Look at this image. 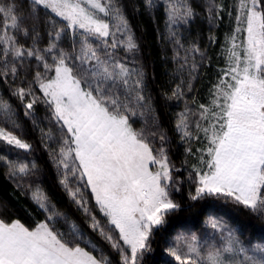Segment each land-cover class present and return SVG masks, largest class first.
Segmentation results:
<instances>
[{"label": "snow or ice", "instance_id": "snow-or-ice-1", "mask_svg": "<svg viewBox=\"0 0 264 264\" xmlns=\"http://www.w3.org/2000/svg\"><path fill=\"white\" fill-rule=\"evenodd\" d=\"M25 3L28 10L22 15ZM147 3L152 6L153 0ZM214 6L218 15L219 5ZM41 8L63 21L53 25L42 50L37 47L40 32L34 24L29 30L26 23ZM236 8L237 27L225 50L227 67L213 86L210 103L192 113L198 116L195 134L187 111L179 114L176 128L182 140L199 139L203 133L207 141L205 148L197 149L200 165L207 170L193 167L195 191L189 193L190 200L230 198L264 213V0H237ZM211 11L210 6V17ZM166 12L173 24L187 23L193 16L191 7H178L172 0H166ZM241 32L246 35L237 43ZM69 33L71 51L60 44ZM21 35L32 39L33 46L25 47L18 39ZM137 47L115 0H0V76L19 78L21 70L27 71L26 61L32 59L42 65L44 71L37 70L27 86L15 88L13 95L24 104L26 116L32 115L38 102L48 106L51 119L61 129L59 150L52 153L57 168L63 169L59 182L88 215V201L73 181L90 189L107 220L106 227L92 215L90 227L120 253L121 264H141L150 250L153 230L181 208L171 197L173 190L180 191V181L172 175L166 137L130 123L137 114L144 117L151 112V104L143 95V73L116 59L114 50L134 53ZM34 86L42 97L35 94ZM26 97L31 99L25 102ZM169 98H183L180 85ZM0 119L15 125L11 105L2 99ZM157 135L160 146L154 149L150 137ZM43 137L51 139V132ZM0 141L16 149H31L5 127H0ZM186 152L191 153V148ZM8 167L9 175L15 177L31 174L36 166L9 163ZM32 199L47 213L46 220L29 229L18 220L0 219V264H110L103 253L97 256L88 250L95 247L91 241L82 246L83 234L75 226L71 240L55 230L60 213L42 190L32 191ZM206 223L219 234L221 243L202 244L195 234L178 235L175 246L166 248L176 264H264V243L245 244L216 218ZM113 230L119 233L118 239Z\"/></svg>", "mask_w": 264, "mask_h": 264}, {"label": "trees", "instance_id": "trees-1", "mask_svg": "<svg viewBox=\"0 0 264 264\" xmlns=\"http://www.w3.org/2000/svg\"><path fill=\"white\" fill-rule=\"evenodd\" d=\"M18 2H22V0H18ZM123 5L131 20H129L130 24L127 22L128 27L138 36L142 55L141 62L144 63L145 70L147 69L146 79H148L149 89H151V96L148 98L149 101L151 100V108L159 122L157 127L161 128L170 138L173 145L172 154L174 153L180 162H182L184 146L182 144L177 145L178 137L172 120L174 109L170 108L169 103L166 99H163L162 94L169 92L168 90H170L171 85L176 81V76L183 74L170 63V57L173 58V53L170 51V44L166 43L167 41L163 38L165 29L161 31L163 28H160V13L157 10L144 8L142 0H125ZM212 5H219L218 19L216 15L217 8L214 6L211 11L212 27L206 21L197 22L194 26L189 24L190 27L187 24L189 33H186V35L190 36L194 31L195 36L197 35L196 40L201 42L199 44L208 45L205 53L208 62L205 61V65H202V70H200L202 78L198 79L197 85L193 88L194 91L192 90L195 98L201 101L205 100L208 86L214 79L213 67H215L220 59L216 43L220 37L221 30L232 24L231 18L227 20L226 15L235 10V0H207L206 6L210 8ZM27 10L28 5L25 3V8L21 14L26 15ZM41 15L38 14L35 19H29L26 23L29 30H31L33 24L35 25L36 30L40 32L39 42L43 44L45 42V45L40 46L46 47L49 39L48 33L53 30V27L50 26L48 18L45 19ZM156 27L158 30L161 29L159 33L162 34V40H158L157 38L159 33ZM132 31H130L131 34H133ZM25 38L26 40L30 39L29 37ZM154 66L156 69H160L161 76L159 77L161 78H157L155 74L156 79L153 77L149 67L153 68ZM163 70L166 72L163 73ZM22 71L25 70H21L20 77L15 80H13L11 75L7 79L0 76V92L1 94L3 93L11 105L12 113L16 114L13 117L15 125L21 126L23 131L18 132L12 128L9 129L19 138L30 144L31 149L26 152L0 141V156L8 159L15 158L20 163H25L24 161H28L29 159L28 156L33 154L34 159H29L28 162L31 165L34 164L36 167L32 174L12 177L9 175L8 164L0 162L1 213L9 219L11 217L18 218L28 226L41 222L44 212L34 203L33 199H31L32 197L26 195L24 188L34 184L47 195L48 200L55 207H60L67 217H65L67 219L65 222L71 220L79 227L81 233L88 236L96 246H104V248L109 250L110 247L106 240L98 232L93 231L89 227L90 222L86 220L81 210L76 208L75 203L69 199L67 192L59 182L61 178L57 175L52 153L57 151V147L55 146L59 145L61 134L58 130V125L51 119L52 114L48 106L42 102H38L33 106L32 115L26 116L24 104L21 103L17 96L13 95L15 88L26 87L31 77L35 74V70L32 67L29 69V72ZM174 75H176L175 78ZM33 91L39 96L38 86H34ZM30 99L31 97H26L25 102ZM0 122H2L1 119ZM2 124L8 125V122L6 124L2 122ZM47 132H51L52 138L45 140L43 133ZM23 158L26 160H23ZM185 191V187H183L181 189L183 205L179 210L174 211L155 232L150 243V250L144 254L141 264H175L166 254V248L171 238L182 232L188 234L197 233L199 235L207 233L209 229L205 223L209 218H216L225 223L229 228L236 231L245 244L248 241H252V243H264V213L253 212L229 199L220 200L219 198L216 199L209 196H205L195 202H188L185 198ZM59 223L61 226L57 227L58 232L70 233L71 229L69 226H66L62 222ZM109 254L114 264H121L116 258V253L114 254L111 250Z\"/></svg>", "mask_w": 264, "mask_h": 264}, {"label": "rangeland", "instance_id": "rangeland-1", "mask_svg": "<svg viewBox=\"0 0 264 264\" xmlns=\"http://www.w3.org/2000/svg\"><path fill=\"white\" fill-rule=\"evenodd\" d=\"M125 2V0H115V5L116 7H118L120 9V12L122 13L123 17L125 18V20L130 24V18H129V14H127L125 6L123 5ZM236 2L237 0H235V10H233L230 14H227V20L229 18H231V26L225 27L224 29L221 30V34L220 37L216 43V49L220 54V59L219 61L216 63L215 67H213L214 70V79L213 81L210 83V85L208 86V92L206 95L205 100L201 101L198 98L196 99L194 96V90L193 88L197 85V81L198 79L200 80L202 77L200 76V70H202V65H205V61L208 62V60H206V48L208 45L206 44H199V42L196 40V36L195 33L193 31L192 34H190V36L186 35V33H189L188 30V25H196L197 22H204L206 21V23L209 22V26L212 27V20L209 13V8L206 6L207 4V0H172V3L176 4L178 7L181 4H186L187 6L191 7L192 11H193V16L190 18V20L187 23H179L174 25L173 23H171L168 20V13L166 12V0H153L152 6H149L147 3V0H142V6H144V8L149 9V10H157L160 13V19H159V24H160V28H163L162 30L158 28L156 30H158L157 32H161L164 29V39L167 41L166 43H169L170 45V51H172L173 53V58L170 57V63L172 64V66H174L175 68H178L183 75L180 76H176L174 75V78L176 76V81L171 85L170 90H168L169 92L167 93H163L162 97L163 99H166V101L169 103V106L171 109L173 110V122H174V127H175V132L177 134L178 137V142L177 145L182 144L183 147V152H182V162H180V160L178 159L177 156H175V154H172V143L170 138L167 136V134L165 132H163V130L159 127H157V124L159 123L157 120V116L155 115L153 109L151 108V112L146 113L144 117H141L139 114H137L136 116L132 117L130 120V123L133 124V127L136 129H140L142 127L149 129L151 131H156L157 133H161L166 137V142L164 144L165 150L167 152L168 158H169V162L170 165L172 166V175L174 178L179 179L180 184L178 185L180 187V191L176 192L175 190L172 191L171 193V197L172 199H174L177 203H179L181 206L183 205V201L181 198V189L183 187H185V192H186V200H188V202H195L189 199V193H194L195 191V185L193 183V179L195 177V172L193 171V167L197 166V167H202V170H207L206 169V165L201 166L200 165V155L201 153L197 151V149H203L205 148L207 141L204 139L203 137V133H200V138L199 139H191L188 140L187 138H185V140L181 139V133L177 130L176 128V123L177 120L179 118V114L183 113V112H188L189 115V121H190V127L192 129L193 134H195V123L194 121H196L198 119V116H194L192 115V113H198L200 111V105H208L210 103L211 100V92L213 90V86L218 82L222 72V69H225L227 67V63H226V49L230 46V42L229 39L233 32L235 31L236 27H237V22H236V15H237V8H236ZM214 7V5L211 6V9ZM217 12V11H216ZM38 14H42L41 16H43L45 19L48 18L47 20L50 23V26L53 27V25H57V27L59 25H61L63 23V21L60 20V18L55 17L54 14L51 13H47L44 9H39V13ZM100 16H103V14H99ZM217 15V13H216ZM48 16V17H47ZM208 16V18H207ZM106 20H109L108 17H104ZM219 18V14L217 15V19ZM210 19V20H209ZM130 20V21H129ZM194 21V22H193ZM110 23H116L115 21H111L109 20ZM188 24V25H187ZM189 25V27H190ZM207 26V25H206ZM208 26V27H209ZM131 27V26H130ZM192 27V26H191ZM114 30V29H113ZM161 30V31H160ZM132 31V30H130ZM185 34H184V33ZM133 34H131L133 36V39L135 41V43L137 44V50L134 51V53H126L123 48H117L116 50H114L116 52V59H118L119 61H121L122 63H124L127 67L129 68H135L139 71H141L144 76H143V88H144V96L147 98V100L149 101V96H151V89H149V83H148V79H146V71L145 70V65L144 63L141 62V50H140V44H139V40H138V36L135 32L132 31ZM157 33V34H158ZM162 34L159 33L157 38L158 40H162ZM246 35V33H238V40L237 43H239V41L241 39H243V37ZM49 38V37H48ZM18 39L20 40V42L22 44H24L25 47H32L33 46V42L32 39H28L26 40L25 36H18ZM77 41L79 40V37L76 38ZM109 41L111 40V37L108 38ZM174 40V41H172ZM179 41V43H177L176 41ZM40 41V40H39ZM94 44H99V41H93ZM201 43V42H200ZM61 47H63L65 50L67 51H71L72 47H73V37L71 36V34L69 33L68 35H64L60 41ZM40 45H45L43 43L38 42L37 47L39 49H44L45 47L40 46ZM79 47V45L77 44V48ZM198 49V51H193V49ZM103 49V45H101V50ZM111 51V49H109ZM171 54V53H170ZM26 65L28 67H32L35 72L37 70L43 72L44 69L42 67V65L38 64L37 61H35L34 59L30 60V61H26ZM195 65L196 70L194 72H192V66ZM27 67V71L29 72V69ZM151 69V72L153 74V77L155 78V75L157 76V78H161L159 76H161L160 74V69H156L155 66L149 67ZM172 71V70H171ZM25 72V71H22ZM166 72V71H165ZM163 70V73H165ZM155 74V75H154ZM156 79V78H155ZM147 80V81H146ZM146 81V82H145ZM189 83L191 84V90H189ZM177 85H180L182 94H183V98L177 99V98H169L172 95V90L177 88ZM149 89V90H148ZM193 90V91H192ZM40 92V91H39ZM149 94V95H148ZM37 95V94H36ZM42 93H39V96L42 97ZM38 96V95H37ZM0 99L2 100H6V98L4 97L3 93L1 94L0 92ZM8 102V101H7ZM150 104H151V100H150ZM13 117H15L16 114L12 113ZM2 122H4L3 119H1ZM2 122H0V127H5L6 130L11 131L9 128H12L13 130H16L18 132L23 131L21 126L18 125H14L11 121L8 122V125H3ZM56 124V122H54ZM6 124V123H5ZM57 125V124H56ZM58 130L61 134V129L58 126ZM64 132L66 133V129L64 130ZM14 134V133H13ZM150 139L153 142V147L154 149L160 146V140H159V136L157 135L156 137H150ZM26 142V141H25ZM57 147V151L59 150V145L55 146ZM191 148V153L186 152V149ZM22 150V149H21ZM24 151V150H23ZM27 152V151H26ZM55 152V151H54ZM29 159L33 160L34 156L33 154L28 156ZM207 158V157H205ZM28 159V161H29ZM23 160H26L23 158ZM54 160V159H53ZM28 161H24L25 164H28L29 167H31V163H29ZM0 162L3 164H8L9 163H15L18 164L20 163L17 159L15 158H4L2 156H0ZM54 166L57 170V175L60 176L63 173V169L60 168L58 169L56 166V162L54 160ZM35 170V169H34ZM155 170V169H153ZM34 172V171H33ZM32 172V173H33ZM31 173V174H32ZM20 174H16V176H19ZM15 176V177H16ZM86 183V181H85ZM62 186V185H61ZM79 186L81 188V191L83 193V197L84 199H86L88 201L87 203V207L90 209V213L91 215H88L84 212L83 208L79 207L74 200L69 196L68 192H67L69 199L71 201H73L75 203V206L77 209L81 210L82 214L85 216L86 220L88 222H91V216L94 215L99 221H101L106 227H107V220L106 218L100 213L98 207L95 204V200L92 197V193L90 191V189L86 188L84 186V184H79L77 185L75 181H73V187ZM25 188V192L26 195H29L30 197H32V191H34L36 187L34 184H31V186H27L24 187ZM209 197H213L218 199L217 197L214 196H209ZM32 199V198H31ZM220 200L223 199H229L230 198H219ZM232 201V200H231ZM50 202V201H49ZM234 202V201H233ZM51 206H54V204H52L50 202ZM243 206V205H242ZM55 207V206H54ZM42 210V209H41ZM55 210L57 212L60 213V216H58L56 218V221L54 223V228L56 231H58V228L60 225L59 222H62L63 224H65L66 226H69L71 231L70 233L67 232H61L64 235V239L66 240H71L73 237V226H75V228L78 230L79 233H81V230L79 229V227H77V225L75 223H73L71 220L66 221L67 219H65L66 215L61 211L60 207H55ZM44 212V216H43V220L41 222H44L46 220V216L47 213L42 210ZM1 209H0V219H3L6 222H11L12 220H18L20 221L22 224H24V222L18 218H14L11 217V219L7 218L6 216H4L1 213ZM172 214V213H171ZM167 215L165 217V220L171 215ZM67 218V217H66ZM40 223V222H39ZM38 223L36 224H31V225H25L26 227H28L29 229H34L36 227ZM205 225L208 227L209 231L205 234H197L195 233V235L198 237L200 243H215V244H219L221 243L220 241V236L218 233H213V230L207 225V223H205ZM90 227V224H89ZM161 226L157 227L156 229L153 230V234L150 237V243L153 239V236L155 234V232L160 228ZM91 228V227H90ZM92 229V228H91ZM93 230V229H92ZM60 233V232H59ZM83 234V233H81ZM113 234L116 237V239H118L119 237V233L115 232V230H113ZM178 235H184V236H191L193 234H188V233H178L175 236H173L171 238V240L168 243V247L169 246H175V239ZM85 241H91V244L94 245V249L90 246H88V250L93 251V253L97 256H100L101 253H103V255L107 256L108 260L110 261V264H114V262L112 261V258L109 254V252H111V250L114 252V254H117V259L118 261L121 263V257H120V253L117 250H114L111 246V244L109 242H107V244L109 245L110 249L107 250L106 248H104V246L99 247L96 246L92 240L88 237L85 236L83 234V240L81 241L82 246H86L84 244ZM122 243V242H120ZM147 253V252H146ZM130 254V253H129ZM167 254V253H166ZM170 257V256H169ZM170 259L176 264V262L173 260L172 257H170Z\"/></svg>", "mask_w": 264, "mask_h": 264}]
</instances>
